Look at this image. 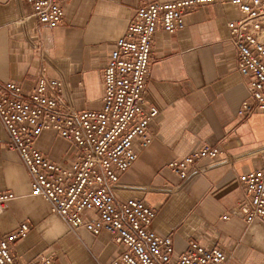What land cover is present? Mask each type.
Returning <instances> with one entry per match:
<instances>
[{"label": "crops", "instance_id": "crops-1", "mask_svg": "<svg viewBox=\"0 0 264 264\" xmlns=\"http://www.w3.org/2000/svg\"><path fill=\"white\" fill-rule=\"evenodd\" d=\"M154 1L177 0H64V23L49 28L33 18L19 23V1L0 0V84L15 82L32 90L46 54L66 76L76 109L101 110L111 50L137 8ZM22 7L30 14L27 2ZM240 17L236 6L216 3L188 13L185 27L175 34L156 33L146 98L159 115L149 126L151 145L138 151L120 183L169 186L174 192L123 190L115 197L145 200L157 212L152 229L172 235L177 254L198 240L223 250L228 264H264V224H246L238 207L244 196L239 176L261 165L258 150L264 147V113L240 114L244 102L252 101L228 42V24ZM61 139L45 132L37 147L67 165L73 149ZM7 141L0 121V193L16 195L0 211V236L30 224L28 236L13 248L20 264H41L44 256L52 257V264L107 263L123 250L106 232L96 236L81 229L74 234L47 202L33 197L29 173L19 155L3 147ZM204 145L221 147L236 160L180 185L169 164Z\"/></svg>", "mask_w": 264, "mask_h": 264}, {"label": "built area", "instance_id": "built-area-1", "mask_svg": "<svg viewBox=\"0 0 264 264\" xmlns=\"http://www.w3.org/2000/svg\"><path fill=\"white\" fill-rule=\"evenodd\" d=\"M18 1L21 24L32 18L49 28L64 23V0ZM23 2L29 4L30 14L24 13ZM216 3L232 4L241 13L228 24V42L252 100L244 102L240 114L264 113V0L154 1L138 7L125 35L111 50L103 72L99 111L76 109L66 76L46 54L32 90L26 92L15 82L0 84V121L8 135L3 147L21 158L31 179V195L47 202L74 234L81 229L96 236L106 232L123 247L111 261L96 260V264H228L223 250L210 249L198 240L190 241L177 254L172 235L152 229L157 212L145 200L118 201L115 197V192L123 190L174 192L169 186L124 185L120 176L136 162L138 151L153 140L149 126L159 110L147 102L146 88L156 33L175 34L185 27L188 13ZM49 131L70 143L74 155L70 164L52 161L37 147ZM258 153L261 165L239 176L244 196L238 207L246 224H264V147ZM206 160L209 163L200 165ZM235 160L221 147L204 145L173 160L169 168L183 185L195 175L208 174ZM15 198L12 192L0 193V211ZM29 231L26 222L8 236H0V264H20L13 248ZM41 264H52V257L44 256Z\"/></svg>", "mask_w": 264, "mask_h": 264}, {"label": "rangeland", "instance_id": "rangeland-1", "mask_svg": "<svg viewBox=\"0 0 264 264\" xmlns=\"http://www.w3.org/2000/svg\"><path fill=\"white\" fill-rule=\"evenodd\" d=\"M55 133V132H54ZM55 134H57V133H55ZM58 135V134H57ZM59 136V135H58ZM59 138H61L60 136H59ZM62 140V139H61Z\"/></svg>", "mask_w": 264, "mask_h": 264}]
</instances>
